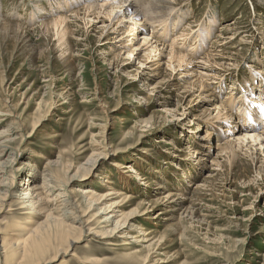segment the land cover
<instances>
[{"label":"rangeland","instance_id":"obj_1","mask_svg":"<svg viewBox=\"0 0 264 264\" xmlns=\"http://www.w3.org/2000/svg\"><path fill=\"white\" fill-rule=\"evenodd\" d=\"M55 1H72L66 12L72 29L67 35L71 48L67 53L58 46L57 37L39 27L41 21L52 19L60 12ZM149 1L139 0L138 5L145 6ZM190 2L174 11L188 14H181L176 26L172 23V12L166 16L167 27L163 25L164 18L161 24L157 23L155 33L161 37L159 42L165 43L164 55L160 51L153 52V59L142 66L139 61L144 60L142 56L154 42L152 35L148 37L149 29L147 34L142 33L143 24L128 34L121 30V36L125 34L129 39L123 43L119 36L114 38L117 34L111 30L101 34L103 21L107 20L104 14L97 22L95 18L86 24L87 19L82 20V15L74 12L83 7V0H0V21L21 24L25 28H11L6 33L0 27V151H6L0 156V162L5 164L0 165V252L2 237L9 232V226L16 220L26 221L30 216L20 208L18 197L10 195L9 191L19 194L27 182L28 163H35L37 173L46 168L53 169L54 173L59 171L58 177H63V182L82 168L76 178L77 184L69 185V188H76L74 199L78 204L77 216L81 219V211L86 208L79 190L93 187L102 192L105 190L104 179L111 180L113 187L135 197L129 203L124 202L123 213L138 206L149 207L159 182L166 187L162 193L184 199L183 208L175 214V219H170L171 214L168 221L153 219L150 222L141 216L133 220L134 225H138V232L145 228L155 237L150 242L121 245L116 239L114 245L107 238L83 234L71 246L62 247L68 252L46 264H264V175L252 166L245 150L231 167L217 155V136L211 140V151L196 153L203 155L204 166L192 157L190 150L199 149V141L204 140L206 132L214 131L211 124L204 122L196 128L197 119L194 118L211 104L197 92L194 96L184 95V86L196 79V72L184 70V67L181 70L170 67L166 56V48L172 42L187 52L194 46L193 62L203 60L210 52L217 58L222 50L227 54L217 58L219 62H216L228 66V54L239 52V55H245L244 60L240 64L232 60L239 65L223 73L221 78L226 84L222 87L218 82L217 93L228 98L233 89L234 94L230 96L238 98L243 92L242 86L264 89V80L255 71L261 66L264 68V40L261 37L264 35V7L256 6L251 0ZM80 12L82 14L84 10ZM212 20H216L213 29L209 25ZM231 22L233 27L247 30L233 39L234 42L243 41L240 45L228 43L217 47L212 43L213 39L223 30L222 26ZM127 24L125 22L121 27L127 29ZM203 30L210 32L205 42L201 37L199 43L194 42L195 36L204 34ZM182 31L190 34L181 36ZM228 34L226 36L233 35ZM254 34L259 37L257 44ZM133 36L132 44L128 45ZM145 36L149 42L144 41ZM163 44L159 45L160 50ZM136 47L132 56H128V50ZM116 53H120L117 59ZM152 60L159 61L158 74L154 71L155 66L150 67ZM178 71H183V77L177 74ZM234 107L239 121L240 111ZM165 109L171 113L163 112ZM243 117L240 124L244 122ZM246 123V128L253 124ZM161 139L164 142H158ZM255 148L256 163L261 165L264 146L256 145ZM91 157L93 162L89 161ZM49 161L57 164L47 167ZM94 163V173H86L84 168L90 170ZM122 164L134 166L129 184L123 178ZM137 169L142 175H137ZM84 176L86 178L81 179ZM142 177L150 179L151 184H141L145 181ZM199 185L202 188L198 189ZM161 208H155L152 218ZM66 221L72 222L67 217ZM95 222L92 221L93 227L103 231V225ZM157 222L159 225L155 224ZM76 234L79 236L80 231ZM151 242L152 246L148 247ZM92 258L99 261L93 263ZM2 261L0 257L1 264Z\"/></svg>","mask_w":264,"mask_h":264},{"label":"bare ground","instance_id":"obj_2","mask_svg":"<svg viewBox=\"0 0 264 264\" xmlns=\"http://www.w3.org/2000/svg\"><path fill=\"white\" fill-rule=\"evenodd\" d=\"M138 1L139 0H83V7L74 10V12L77 13L79 16L82 15V20L87 19L86 24H90L92 20H95V18L97 22V18H99L101 14H104L107 20L103 21L104 27H102L101 34H103L105 31L109 32L111 30L113 33L117 34L114 38H117L119 36V41L123 40V43L129 40L125 36V34H123L125 38L124 36H121V33L123 31L128 34V32L135 30L139 25L143 24L144 28H142V33L147 34V29H149L150 35L148 37L150 38V36L152 35V40H154V42L152 41L153 44H151V48H149L146 54L142 56L144 60L139 61V63L143 66L150 59H153V52L156 53L160 51L161 55H164L163 49L165 48V43H160L159 41H161V37L159 35H156L155 33L157 23L161 24L162 19L164 18L163 21L165 23L163 25L164 27H167L166 16L172 12V17H174V21L172 23L174 26H176V24L180 20L181 14H184L185 16H187L188 14L181 11H174L180 5L181 8H183V6L185 5H189L191 3V0H150L149 3L147 2L148 4H146L145 6L140 4L138 5ZM251 1L256 6L264 7V0ZM71 2L67 3L62 1H55V6L58 7V10H60V12L54 14L55 16L53 15L54 17L52 19H49L47 21H41V24L39 26L43 27V30L46 33H50L52 37H57L59 43L58 46L60 47L63 53H67L71 49L68 43L67 35L69 32L72 31V29L70 30V16L66 14L68 10L67 7L70 5ZM75 4L77 3L75 2L74 5ZM53 8L57 9L56 7ZM81 10H84V13L81 14ZM178 12H180V14H178ZM107 21H110L108 26L105 25ZM131 21H133L132 26ZM125 22L128 23L127 25H129L127 29H125V26L121 27V24H125ZM149 23L150 26H152L153 30H151ZM215 23L216 20H212L209 22V25L212 29L215 28ZM113 24L115 26H113ZM230 24H232V22L227 24L225 27L222 26L223 30H221L213 39L214 42L212 43L217 47H221L224 44L227 45L228 43H236V45L237 43H239L238 45H240V43L243 41V39H240V42H234L233 39H235L236 35L239 36L241 33L247 32V30L242 31V29H244L243 27H233V25ZM233 24L235 25V23ZM0 27L2 28L3 32L9 33L11 28H15L16 30L22 29L24 26L21 24L13 25L9 22L0 21ZM187 28L189 31L190 24L187 25ZM24 29L25 28H23V30ZM121 30L123 31L121 32ZM231 30H233L234 32L232 33ZM228 33H231L233 35L226 36ZM186 34H190V32L186 33L182 31L181 36ZM209 34L210 32L205 30L204 34H201L202 36H195L193 41L199 43L202 38V40L205 42V39ZM3 35L9 36L6 34ZM106 37L108 39V35H106ZM148 37L145 36L144 41L149 42ZM196 37L199 38L196 39ZM255 37L256 39L254 40V43L257 44V40H259V37L257 36V34H254L253 38ZM261 37L264 40V35H261ZM134 38L135 37L133 36L132 40L128 45L132 44ZM162 44L163 47L162 50H160L159 45L161 46ZM168 46L169 48H166V56L168 57L167 63L170 67H174V69H180L181 67H184V70L196 72V79L188 83V85L184 86V95L193 94L194 96V93L197 92L199 97L208 98L209 103L211 104L209 108H204L200 112V114H196L194 118L197 119L196 125L198 126H196V128L201 127L202 122H204L207 125L211 124L214 128V131L213 133L211 131H207L206 135L203 136L204 140L199 141V149L201 147V151L199 149L190 150V152H192V157H196L199 164L204 166L205 159H203V155L199 154L205 153L206 150L211 151V140L213 138L216 139L217 136V145L215 147L218 152L217 155L219 157H223L225 159V162H227L231 167L236 165V163L241 158L240 153L245 150V152L249 156V159L251 160L252 166L255 165V169L264 175V162L261 165H257L258 163H256V161L258 159L256 160V158L258 155L255 153V149H257L255 148L256 145L264 146L263 87L261 88L260 86H258L254 90L252 88L246 89L244 86H242L243 92H240L241 96H239L238 98H233L232 96H230L234 94L233 89H231V91L229 92L228 95L230 97L228 96V98H222V95L220 96V94L217 93L219 89L217 83L221 82L222 87H224V83L226 84L225 79L221 78L223 76V73L234 70V68H236L240 63H242L245 58V55H239V52L229 53V56L227 55V58L230 61L226 62V64L228 63L229 65L235 66L231 68L229 67V65L227 66L223 63L217 64V58H224L223 55H225L226 53L221 52L222 50L218 52V54L222 56L219 55L217 58H215L216 54L210 52L205 55L203 60L193 62L194 46H192L191 49H188V52L184 50L185 48L182 49L180 46L175 47L174 42H172V44ZM137 48L138 47L130 51L128 50L127 55L132 56V54ZM226 48L227 47H225L224 49ZM119 56L120 53H116V55H114L116 59ZM231 56H233V58ZM233 59L239 61V64L236 65V63H232ZM154 60H157V58ZM154 60H152L153 62L150 63V67L155 66L154 71L157 72L160 67V64L159 61ZM184 64L188 65L186 66ZM188 66L190 67L187 68ZM200 68H203L204 70H201ZM255 71H257L256 73H259L260 78L264 80V68L261 66L260 68L255 69ZM158 73L159 71L157 72V74ZM182 73L183 71L177 72V74L180 76H182ZM179 81L180 80H178V82ZM64 91H66V89ZM236 103H238V106H235ZM232 107L239 109V121H242V119L240 118L248 114L247 118L243 117L244 122H242L241 124L235 116ZM229 109H231V112H229ZM163 112L171 113L169 109H165V111ZM173 116H176V113H173ZM248 120H251L253 124L246 128L245 125L247 124L246 122H248ZM258 124L261 125L256 128ZM158 142H164V139H161ZM4 150L5 149L0 151V156L6 154V151ZM196 153L199 154L197 155ZM214 160L218 161V159ZM89 161L93 162L94 160L91 157ZM54 163L56 162L49 161L47 163V167H50ZM0 165L5 166L3 161L0 162ZM27 166L28 170H30L27 174V182L23 184L19 194L14 193L13 191L12 193L11 191L9 192L10 195L18 197L20 208L26 211L24 212L25 214H30V216L28 215L29 218L26 219V221L16 220L14 224L12 223L13 225L9 226L10 233L7 232L4 237H2V250L0 252V257L3 258L2 264H46L52 261L53 259L57 258L59 255L63 256L62 253H66L67 249L63 251L62 247L66 245L71 246L73 243L78 241L81 238L80 235L83 234L98 236L102 239L107 238L106 240L110 242L113 241L114 245H116V242L114 241L116 239L121 241V245H129L130 243L140 244L143 242H150L154 240L155 237L151 236V232H148L145 228H141V232H138V225H134L133 220L141 216L143 219L150 220V222H153V219L157 221H168V215L172 214L170 219H175V214H177V212H179L183 208L184 199L173 196L170 193H162L161 190L163 189L164 184L159 182L154 188L155 190L153 192V196L155 198L153 200H150L149 207L140 208L138 206L132 211H128V213H123V209L125 208L124 202L128 201L129 203L133 201L135 197L131 196L129 193H125L124 191L113 187L112 184L114 182H112L111 180L104 179L102 185L105 187V190L102 192L93 187H84L81 188V191L79 190V193L84 198L86 208L85 211H81V219L77 216L78 204L74 199V195L77 194V191H75L76 188H69V185L77 184L76 178L79 177L78 172L82 168L79 167L74 174L70 175L68 179L63 182V177H58L59 171L57 173H54L52 171L53 169L50 170L45 167L46 169L37 173V165L35 163H28ZM121 167L125 170L123 171L124 175L122 174L123 178H125L126 183L128 182L129 184L132 180L131 178H133L131 174H133L132 171L134 170V166L130 164H122L120 165V168ZM94 168L95 163L92 165L90 170H88V168L84 169L86 173L90 174L91 171L94 173ZM67 173H69V171ZM136 173L138 176L142 175V172H140L138 169L136 170ZM84 178H86V176L81 179ZM142 179L145 181L141 184H144L146 186H149L151 184L150 179H148L147 177H142ZM197 188L200 189L202 188V186L199 185ZM159 206H162L161 210L158 212V214L154 215V218H152L155 208ZM93 210L96 211L94 212V214H92L87 219H83L84 217L90 215ZM56 214H58L59 216ZM60 216H65V218H60ZM66 217L67 220L69 219L72 222L68 223V221H66ZM95 220V223L98 222L103 225V231L96 230L93 227L92 221ZM155 224L159 225V222ZM78 230L80 231L79 236L76 234ZM152 243L153 242H151L148 247L152 246ZM68 249L70 248L68 247ZM51 252L52 254H49ZM91 261L94 263L99 260H97L96 258H92ZM64 264L68 263L64 262Z\"/></svg>","mask_w":264,"mask_h":264}]
</instances>
